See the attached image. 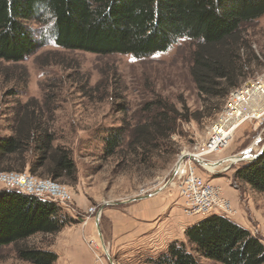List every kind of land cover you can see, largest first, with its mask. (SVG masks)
<instances>
[{
	"label": "rangeland",
	"instance_id": "rangeland-1",
	"mask_svg": "<svg viewBox=\"0 0 264 264\" xmlns=\"http://www.w3.org/2000/svg\"><path fill=\"white\" fill-rule=\"evenodd\" d=\"M28 27L40 45L38 50L22 62L0 61V137L10 135L18 106L33 99L48 103L55 144L71 151L77 181L75 185L53 183L67 194L68 201L56 205L72 223L54 234H35L19 247L52 252L55 264H149L172 242L187 245L186 229L210 215L230 219L264 244V192L235 176L264 147V111L258 118L243 121L220 151L202 155L232 95L257 81L264 89V15L244 25L235 44L239 58L233 63L238 86L220 102L209 104L198 98L189 73L185 40L166 53L135 59L61 50L46 28L34 22ZM157 98L179 112H184L185 106L188 113L184 118L194 113L198 117L195 121H178L170 138L174 155L166 154L164 161L156 162L152 169L140 167L124 153L128 136L123 134L122 151L103 157L101 139L105 132L133 126L143 118L145 104ZM262 99L255 97L243 108L244 113L255 115L264 106ZM218 107L219 111L209 117L208 112ZM183 156L186 158L182 161ZM237 156L247 160L223 162ZM189 167L218 194L215 208L203 216L184 213L180 186ZM0 173L25 174L38 184L50 180L39 173L31 175L28 169ZM2 179L0 190L11 182ZM172 238L179 239L170 241ZM198 261L218 264L202 257ZM0 264L30 263L19 260L14 247L7 246L0 248Z\"/></svg>",
	"mask_w": 264,
	"mask_h": 264
},
{
	"label": "trees",
	"instance_id": "trees-1",
	"mask_svg": "<svg viewBox=\"0 0 264 264\" xmlns=\"http://www.w3.org/2000/svg\"><path fill=\"white\" fill-rule=\"evenodd\" d=\"M264 15V0H0V61L18 63L40 47L29 23H37L57 48L94 55L142 59L166 53L178 41L189 48V73L203 104L220 102L238 86L234 61L241 28ZM161 98L145 104L133 126L113 128L101 139L103 157L122 151L140 167L152 169L166 154L170 138L186 117ZM219 111V107L208 116ZM48 103L30 100L18 106L10 135L0 137V172L40 174L75 185L77 169L69 148L55 144ZM124 140H126L124 138ZM172 149V150H171ZM237 178L264 192V152L241 166ZM63 209L36 196L0 190V248L13 246L19 260L55 264L52 252L18 245L35 234H54L71 222ZM186 243L172 242L149 264H264L261 239L222 215H210L185 231Z\"/></svg>",
	"mask_w": 264,
	"mask_h": 264
},
{
	"label": "built area",
	"instance_id": "built-area-1",
	"mask_svg": "<svg viewBox=\"0 0 264 264\" xmlns=\"http://www.w3.org/2000/svg\"><path fill=\"white\" fill-rule=\"evenodd\" d=\"M261 82L257 81L255 84L241 88L238 92L232 95L231 100L226 103L218 124L212 128V135L209 141L204 145L202 155L212 152L220 151L228 142L224 144V140L215 144V133L219 129H230L232 132L246 119L252 117L244 112V107L249 104L255 97L264 98V89ZM264 102V99H262ZM231 132V133H232ZM178 170V169H177ZM0 179L4 181H11L5 184L6 190L17 191L26 195L36 196L40 199L50 201L52 203L62 206L68 201V197L63 188L53 184L51 180L45 182L32 181L25 174H3L0 173ZM7 176V178H6ZM28 182L37 184L36 188H29ZM56 189L57 192L53 190ZM180 193L184 199V213L187 216H203L208 214L215 208V200L218 198L217 191L210 185L203 182L201 177L195 175L192 168H188V173L183 177V182L180 186ZM214 204V205H213ZM226 205H224L225 207Z\"/></svg>",
	"mask_w": 264,
	"mask_h": 264
},
{
	"label": "bare ground",
	"instance_id": "bare-ground-1",
	"mask_svg": "<svg viewBox=\"0 0 264 264\" xmlns=\"http://www.w3.org/2000/svg\"><path fill=\"white\" fill-rule=\"evenodd\" d=\"M255 99V98H254ZM253 99V100H254ZM263 105V104H262ZM258 110V109H257ZM264 111V106H260L259 110L256 111L255 115H252L253 118H258V113H261V112ZM246 112V111H245ZM249 112V111H248ZM251 116V115H250ZM231 130L230 129H219L216 133H215V138H214V143L217 144V143H220L224 140V142H222V144H224L226 141L228 142V139L231 138ZM201 155H199L200 157ZM199 157H196V158H199ZM240 157L237 156V157H230L228 159H226L225 163H231V162H235L237 159H239ZM222 163V162H220ZM180 164V163H179ZM219 164V163H218ZM218 164H214V166L218 165ZM203 165V164H202ZM28 186L29 188H36L37 187V184H33L31 182H28ZM54 192H57L56 189L53 190Z\"/></svg>",
	"mask_w": 264,
	"mask_h": 264
},
{
	"label": "water",
	"instance_id": "water-1",
	"mask_svg": "<svg viewBox=\"0 0 264 264\" xmlns=\"http://www.w3.org/2000/svg\"><path fill=\"white\" fill-rule=\"evenodd\" d=\"M264 152V147L259 151V153L257 154V155H254V156H251V158H249V160H251L250 162H253V161H255L256 159H258L260 156H261V154ZM240 158L239 159H237L235 162H231L232 164L233 163H236V162H240V161H245V160H247L246 158H244V157H241V156H239ZM186 158V156H183L182 157V161H183V159H185ZM196 162L198 163V164H202L200 161H197L196 160ZM231 164V165H232ZM214 167H217V166H214Z\"/></svg>",
	"mask_w": 264,
	"mask_h": 264
},
{
	"label": "crops",
	"instance_id": "crops-1",
	"mask_svg": "<svg viewBox=\"0 0 264 264\" xmlns=\"http://www.w3.org/2000/svg\"><path fill=\"white\" fill-rule=\"evenodd\" d=\"M194 222H191V223H188V225H190V224H193ZM188 225H184V226H188ZM184 229V228H183ZM175 239H179V238H172L170 241H172V240H175ZM169 241V242H170Z\"/></svg>",
	"mask_w": 264,
	"mask_h": 264
}]
</instances>
